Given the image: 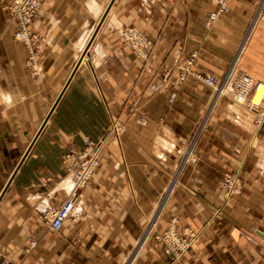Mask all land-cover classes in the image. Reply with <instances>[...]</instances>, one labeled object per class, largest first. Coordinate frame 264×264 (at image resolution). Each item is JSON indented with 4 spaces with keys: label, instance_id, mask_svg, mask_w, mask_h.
Masks as SVG:
<instances>
[{
    "label": "crops",
    "instance_id": "1",
    "mask_svg": "<svg viewBox=\"0 0 264 264\" xmlns=\"http://www.w3.org/2000/svg\"><path fill=\"white\" fill-rule=\"evenodd\" d=\"M0 0V264H264V94L214 91L196 70L245 72L264 85L259 0H43L28 45ZM135 26L148 57L121 36ZM204 125L195 145V131ZM100 164L76 190L65 154L86 139ZM189 149V150H188ZM236 175L228 191L225 177ZM75 195L53 229L45 214ZM198 231L180 261L148 243L160 228ZM36 241L33 245L31 242Z\"/></svg>",
    "mask_w": 264,
    "mask_h": 264
},
{
    "label": "built area",
    "instance_id": "2",
    "mask_svg": "<svg viewBox=\"0 0 264 264\" xmlns=\"http://www.w3.org/2000/svg\"><path fill=\"white\" fill-rule=\"evenodd\" d=\"M217 7L208 14L206 25L210 27L212 23L222 15L228 9L229 0H216ZM32 5H36L35 0L30 1ZM30 3V4H31ZM264 14V0H259L258 10L254 16L251 29L256 24L258 17ZM32 16L29 15L26 21L19 22L18 27H24L27 22L30 21ZM18 39L22 38L28 44L31 43V37L29 32L20 33L17 32ZM122 39L129 43L130 46L140 55L148 57L151 51V40L146 34L139 30L135 26L124 27L121 30ZM197 52H193L185 59V65L182 69V76L187 73L193 74L198 80L204 82L212 88L214 94H221L231 91L234 97L240 101H251V104H260L263 96L259 101H255V93L257 89L262 85L252 76L245 74V72L237 73L236 71H226L222 78L218 79L214 74L206 73L196 70L193 65ZM31 60L33 59V66L35 65L36 57L33 49H31ZM260 118L264 119V111H258ZM101 144L88 138L81 148H71L65 154V162L67 166V172L71 175L74 181L76 190H80L88 185L94 172L98 168L101 160L100 156ZM225 186L228 191H231L236 186V175L229 174L225 177ZM75 208V195L68 196L59 206L53 207L45 214L46 221L50 227L59 230L64 221L73 215ZM33 245L36 241L31 242ZM188 243H184L182 247H187Z\"/></svg>",
    "mask_w": 264,
    "mask_h": 264
},
{
    "label": "rangeland",
    "instance_id": "3",
    "mask_svg": "<svg viewBox=\"0 0 264 264\" xmlns=\"http://www.w3.org/2000/svg\"><path fill=\"white\" fill-rule=\"evenodd\" d=\"M30 1L32 0H9L6 7V13L14 21L15 39L23 42L25 45H28L30 54L27 58V63L29 66L35 69V67L33 66L34 60L33 59L31 60L32 58L31 49H33V52L35 53V57H36L37 48L32 44L33 33L31 31L30 24L35 18V16L39 13L42 7L43 0H35L36 5H32ZM29 15L32 17L30 21L27 22V25L24 27H18L19 22L26 21ZM18 31L20 33H23V31L24 32L28 31L31 37V43L28 44L22 38L18 39L17 36ZM245 74L250 75L249 73H245ZM217 78L220 79L222 77H217ZM253 79L255 78L253 77ZM247 102L251 103V101L249 100L245 101V103ZM204 125L205 124H202L195 131L189 147L197 143L198 138L203 133ZM177 222H178V218L172 217L168 225H166L164 228H160L157 225V221H155V219H152L149 223L148 231L146 233L147 238H145L148 239V243H144V244L145 245L152 244L154 247L162 249V252L167 255L170 261H180L184 257V255L191 249L193 244L196 242L198 238V231L194 230L189 225L180 228ZM184 243H188L187 244L188 246L182 247Z\"/></svg>",
    "mask_w": 264,
    "mask_h": 264
},
{
    "label": "bare ground",
    "instance_id": "4",
    "mask_svg": "<svg viewBox=\"0 0 264 264\" xmlns=\"http://www.w3.org/2000/svg\"><path fill=\"white\" fill-rule=\"evenodd\" d=\"M264 94V85H261L255 93V101H259Z\"/></svg>",
    "mask_w": 264,
    "mask_h": 264
}]
</instances>
